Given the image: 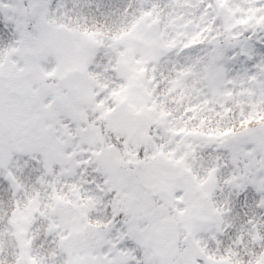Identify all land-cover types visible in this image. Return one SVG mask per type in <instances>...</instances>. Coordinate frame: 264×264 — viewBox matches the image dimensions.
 <instances>
[{"label": "snow or ice", "instance_id": "1", "mask_svg": "<svg viewBox=\"0 0 264 264\" xmlns=\"http://www.w3.org/2000/svg\"><path fill=\"white\" fill-rule=\"evenodd\" d=\"M0 264H264V0H0Z\"/></svg>", "mask_w": 264, "mask_h": 264}]
</instances>
